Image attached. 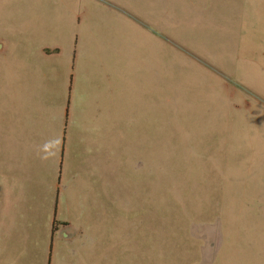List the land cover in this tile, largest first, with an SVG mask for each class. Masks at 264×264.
<instances>
[{
  "label": "rangeland",
  "instance_id": "obj_1",
  "mask_svg": "<svg viewBox=\"0 0 264 264\" xmlns=\"http://www.w3.org/2000/svg\"><path fill=\"white\" fill-rule=\"evenodd\" d=\"M84 16L115 26L84 39ZM85 44L157 85V149L148 163L128 150L143 154L128 157L125 195L85 229L104 244L56 250L51 264H264V0H0V111L19 91L39 106V90L63 108ZM34 232L39 245L1 251L41 256L49 242Z\"/></svg>",
  "mask_w": 264,
  "mask_h": 264
},
{
  "label": "crops",
  "instance_id": "obj_2",
  "mask_svg": "<svg viewBox=\"0 0 264 264\" xmlns=\"http://www.w3.org/2000/svg\"><path fill=\"white\" fill-rule=\"evenodd\" d=\"M82 22L84 39L91 34L100 36L111 25L93 16H84ZM83 48L74 75L71 70L63 108L58 97L39 90V106L37 101H26L19 91V107L12 109L7 95L5 111H0V264L16 262L14 255L1 251L3 247L20 246L25 241L39 245V234L34 232L37 226H41L48 246L41 256L24 248L28 255L17 257L16 264H42L45 255V263L51 264L52 253L67 251L70 246L71 250L93 254L94 246L104 244L106 238L84 237L85 229L94 226L92 220L100 222L111 212L116 199L112 195L117 194L118 200L125 195L128 157L133 164L139 154L134 165L141 163L143 153L134 155L128 150L144 149L148 163L154 149L151 162L155 159L157 85L153 92L140 76L141 70L137 75L135 66L128 76L125 64L116 70L110 63L91 60L90 45ZM28 80V85L32 84ZM2 84L7 94H16L11 78ZM112 140L119 143L115 147L122 149V155L112 151ZM116 173L119 180L111 182ZM87 211L92 212L89 224L81 221ZM58 230L61 235L66 231L77 234L65 242L63 237L56 241Z\"/></svg>",
  "mask_w": 264,
  "mask_h": 264
}]
</instances>
